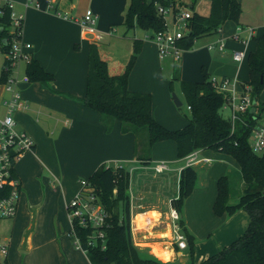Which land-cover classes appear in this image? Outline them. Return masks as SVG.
Wrapping results in <instances>:
<instances>
[{
    "label": "crops",
    "instance_id": "0c3cea01",
    "mask_svg": "<svg viewBox=\"0 0 264 264\" xmlns=\"http://www.w3.org/2000/svg\"><path fill=\"white\" fill-rule=\"evenodd\" d=\"M49 1L53 7L43 10L35 0H12L15 11L24 14L22 37L32 44L33 58L53 73L55 79L48 84L39 81L21 83L22 97L28 107L17 110L15 117L18 127L33 137L35 147L15 164L22 191L17 214L10 219L9 228L0 234V258L7 259L9 264H92L87 252L77 248L69 236L72 223L67 204L79 191L80 179L89 178L101 164H105L114 168L130 167L131 170L151 169L157 174L156 178L144 176L135 195L130 182L133 241L140 249L159 258L171 256L168 259L171 263L180 256H183L180 262H187L185 250L177 249L172 242L169 221L171 200L178 193L166 201L161 198L159 188H167L171 173L177 172L180 179L185 159L178 157L174 140H162L152 146L150 162L143 163L135 153L136 134L133 131L124 132L119 119L111 122L109 129L103 115L83 103L82 99L87 93L89 47L95 38L85 32L79 20L91 8L97 14L96 27L103 35L98 40L100 44L108 38L111 45L119 47L118 55L110 52L104 56V49L100 45L111 73L123 72L134 51V40L143 41L129 74V88L151 93L154 118L170 129L182 128L189 123V118H183L177 110L171 94L170 83L175 69H179L180 79L175 81L180 84L181 80L197 82L213 75L248 80V60L239 62L232 56L234 49L243 48L244 45L231 40L230 36L239 25H251L234 22L227 35L224 36L223 30L209 34L211 39L200 45H197L198 39L183 52L180 60H175L160 57L150 32L138 37L127 35L129 29L124 21L130 0ZM182 1L187 7H192L191 0ZM3 3L0 0V5ZM65 14L73 18H66ZM122 23L126 29L123 35L113 34L117 31L115 25ZM256 33L255 28L254 37ZM220 37L226 39L225 49L220 50L217 46L209 48V44L217 42ZM252 41L248 46L249 51L256 47L255 42L251 45ZM24 70L22 67L21 71ZM6 96L7 93L0 86L2 112ZM211 150H200L199 157L204 153L205 156L200 158H211V162L220 159L228 164L225 170L232 168L233 171L229 172L240 169L231 155L216 156L223 152ZM213 152L216 154L213 155ZM161 160H170V166L174 165L168 171L156 172L153 165ZM201 162L204 161H198L193 166L197 169V164ZM226 174L222 173L218 179ZM159 175L162 176L159 178ZM214 215L217 221L209 227L205 224L202 227L199 224L204 218L201 209L196 213V217L200 218L196 223L189 214L185 220L181 213L185 227L195 236V264H201L230 245L244 234L250 223V216L244 210L231 216ZM197 230L203 234L200 239H197ZM205 237L210 239V245L208 242L201 243ZM2 247L6 248V254L1 252Z\"/></svg>",
    "mask_w": 264,
    "mask_h": 264
},
{
    "label": "trees",
    "instance_id": "16d2710c",
    "mask_svg": "<svg viewBox=\"0 0 264 264\" xmlns=\"http://www.w3.org/2000/svg\"><path fill=\"white\" fill-rule=\"evenodd\" d=\"M39 8L48 10L49 0H35ZM198 0H191L192 7ZM173 8L174 12L182 6V0H130L125 16L128 29L138 26L153 35L167 27L165 15L159 7ZM11 10L4 3L0 5V49L7 53L11 47ZM242 13L241 0H210L207 15L192 12L190 31L182 38L181 45L190 49L195 41L205 35L217 33L226 21L240 24ZM256 47L248 51L246 60L250 68V77L243 83L252 87L253 98L258 107L264 105L260 96L264 90V33L254 37ZM143 41L134 40V51L123 72L111 73L108 62L100 50V42L91 40L88 58L87 93L83 103L99 111L111 128V122L119 119L124 132L133 131L137 136L135 153L137 159L147 164L151 160L152 146L162 140H174L177 154L185 158L194 150L212 149L231 155L240 166L244 188L236 202L231 201L233 194L232 178L223 175L218 179V193L213 205L217 216H231L239 210L246 211L250 223L242 236L219 252L206 258L201 264H264V152L256 153L251 147L252 130L256 119L248 112V123H238L232 131L228 118L224 117L225 95L211 83L210 77L202 81L181 80V89L190 106L189 123L182 128L170 129L158 122L152 113V95L149 92L135 91L129 88V74L142 49ZM5 57L1 79H4ZM31 81L48 84L55 79L41 63L32 58L26 66ZM180 79L179 69H175L173 83ZM147 133L141 134L142 128ZM13 176L17 177L15 170ZM96 187L101 202L108 212L106 228V247L101 244L87 246L88 229L78 228L92 264H171L150 253H143L133 241L131 227V171L125 166L114 168L101 164L88 178ZM197 169L193 165L180 171L179 192L171 200L172 206L182 213L185 199L194 190ZM116 190V191H115ZM11 186L0 188V200L10 194ZM182 230L188 240V261L179 264H195V236L186 227L182 216ZM178 249V247H177ZM0 264H9L0 258Z\"/></svg>",
    "mask_w": 264,
    "mask_h": 264
},
{
    "label": "built area",
    "instance_id": "2783aa9c",
    "mask_svg": "<svg viewBox=\"0 0 264 264\" xmlns=\"http://www.w3.org/2000/svg\"><path fill=\"white\" fill-rule=\"evenodd\" d=\"M4 4L10 8L11 13V30L12 40L11 47L6 53L7 63L4 66V79L0 80V86L7 93L3 100V112L0 105V188L5 185L11 186L10 194L0 200V218L15 217L18 211V204L21 195V181L18 177L13 176L16 162L27 152L32 151L35 147L33 137L24 129L17 125L15 113L21 108H27V103L23 100L21 93V83L30 82V77L26 72V66L33 58L32 44L23 39V22L24 14L17 13L14 9L12 0H3ZM53 6L48 3V9ZM171 8L159 7V11L164 15ZM57 13L62 14L60 11ZM66 18H73L67 14ZM192 11L189 7L182 6L174 12V29L167 27L164 30L154 32L150 37L156 42L158 52L161 58L172 57L175 60L182 58L186 50L181 45L182 38L190 31V18ZM97 14L88 8L82 18L79 20L85 32L100 40L103 35L96 27ZM222 30L219 28L218 32ZM246 33V35H243ZM255 36L253 26L239 25L236 31L230 36V39L240 42L243 48L234 49L232 56L236 61L243 62L248 55V46ZM218 47L224 50L226 39L220 37L217 42L209 44V48ZM24 64V71H21ZM212 85L222 92L226 99L223 110H229L228 119L232 125V131L236 129L238 123L247 124V113L253 107L252 87L243 83L236 77L210 76ZM254 112L256 119L255 126L252 130L251 147L254 152H264V105L258 107ZM190 108V106H189ZM200 149L194 150L185 159V166L193 165L198 161L211 162L208 157H199ZM183 167V168H184ZM156 172L162 173L171 169L170 163L165 160L156 162L153 165ZM116 191V190H115ZM68 214L72 223L69 236L77 248L88 252L84 245L82 236L77 231L78 228L90 230L87 236V246L101 244L102 248L106 247V228L108 226V212L103 206L96 187L88 178L80 179L79 191L69 200L67 204ZM181 213L172 206L169 210V221L172 230V242L179 250H185L188 247L187 236L182 230L180 223ZM3 254L7 253L5 247L1 248Z\"/></svg>",
    "mask_w": 264,
    "mask_h": 264
},
{
    "label": "rangeland",
    "instance_id": "374dc122",
    "mask_svg": "<svg viewBox=\"0 0 264 264\" xmlns=\"http://www.w3.org/2000/svg\"><path fill=\"white\" fill-rule=\"evenodd\" d=\"M241 3H242V13H241V17H240V22L244 23L245 25H251L254 28H256V32H257L256 37L260 36L262 33H264V0H241ZM190 9L192 12L197 11L200 14L207 15L210 11V0H198L196 2V4L194 5V7L190 8ZM165 19H166L168 27L173 30L174 29V9L173 8H171V10H169L165 14ZM233 23H234L233 21L229 20V21H226L222 25V30H223L224 36L227 35L228 32H230V30L232 29L231 27H232ZM115 27L117 28V31L114 32L113 34L123 35L124 31H126V29L123 27V23L117 24V25H115ZM10 29L12 30L13 27L11 26ZM126 33L130 37L135 36V35H136V37L145 36V34H147L146 31H144L142 28H140L138 26L135 28H131V29L127 30ZM214 34H216V33H214ZM198 39H197L198 40L197 45H200L206 41H209L211 39V37H210V35H207V36H202L201 38H198ZM107 40H108V38L104 39L103 43L100 44L101 49H104L103 50L104 56L109 55L108 53H110V52L112 53V55L113 54L118 55L119 47L111 45V43H109ZM254 42H255V40L252 41L251 45H253ZM5 57H6V54L3 53V51L0 49V77H1L2 72H3V65H4ZM22 66L24 68V64ZM173 93H176L177 96L179 98H181V100L183 102V104L181 106H177L175 104V106H176L177 110L179 111V113L181 114V116L183 118H190V108H189V105L187 104L186 99L182 93L181 84L178 81H175L173 83V90H171V94H173ZM260 99H261V101H264V90L261 93ZM222 113H223L224 117H226V118L229 116V110H227V109H224L222 111ZM143 133H145V134L147 133L146 127L142 128L141 134H143ZM212 151H214V150H211L210 152H212ZM262 153L263 152H261L259 154H262ZM212 154L214 155L216 153L213 152ZM222 155L226 156V157L229 156V155L224 154V153L221 155H216V156H222ZM202 156H205V154L201 153L200 157H202ZM169 162H170V160H169ZM173 165L174 164H171V166H173ZM183 166H185V164ZM226 166H228L227 163L226 164L222 163V161L220 159H217V158L215 161H213L211 163L204 161V162L197 164V179H196V184H195L194 190H193L192 194L185 199L183 207H182V212L184 214L185 220H186V216L189 214V217L191 218V220L195 221V223L197 221H199L200 218L196 217V213L199 212L201 209L202 212H204V218H202L201 219L202 221L199 222V224H202L201 225L202 227L204 226V224L209 227L217 221V218L214 215L213 205H214V200L216 197L217 187H218L217 186V179L222 173H227V175H230L232 178L233 194L231 197V201L236 202L238 200L239 195L243 189L240 169H237V172H229V171H233V170H232V168H231V170H228V171L225 170L224 167H226ZM129 170L131 171V188H132L133 195H135V193L139 190L140 183L143 182L145 179L144 176L147 175L150 178H156V176H157V174L151 169L141 171V169H136V170L132 169L131 170V168L129 167ZM161 176L162 175H159V178ZM170 176L171 177L168 180L169 184H167L168 185L167 188H161V186L159 187L160 191H161V198H165L166 201L168 200V197L178 193L177 179L179 176H178L177 172L176 173L174 172L173 175L171 173ZM159 194H160V192H159ZM10 219H12V218H0V234L2 232H4L7 228H9ZM198 231L199 230H197V232H196L198 235L197 239H200L199 237L202 236L203 234L198 232ZM206 237L203 239L201 238L202 239L201 243L208 242V245H210L211 244V242H209L210 239L209 238L206 239ZM185 252L187 253V258H188L189 255H188L187 249H185ZM143 253L148 254L149 252L143 250ZM163 258H166V259H163ZM163 258H159V259L169 262L170 260H168V259H170L171 256H168V257L165 256ZM180 258H183V256H180L176 260V262H172L171 264H179Z\"/></svg>",
    "mask_w": 264,
    "mask_h": 264
},
{
    "label": "water",
    "instance_id": "95a60500",
    "mask_svg": "<svg viewBox=\"0 0 264 264\" xmlns=\"http://www.w3.org/2000/svg\"><path fill=\"white\" fill-rule=\"evenodd\" d=\"M173 99H174V102L177 106H181L183 104V102L181 101V99L177 96L176 93H173ZM256 104H257V100L254 99L253 101V107L251 108V112H254L255 109H256Z\"/></svg>",
    "mask_w": 264,
    "mask_h": 264
},
{
    "label": "bare ground",
    "instance_id": "6f19581e",
    "mask_svg": "<svg viewBox=\"0 0 264 264\" xmlns=\"http://www.w3.org/2000/svg\"><path fill=\"white\" fill-rule=\"evenodd\" d=\"M165 252V251H164ZM168 255V254H167Z\"/></svg>",
    "mask_w": 264,
    "mask_h": 264
}]
</instances>
